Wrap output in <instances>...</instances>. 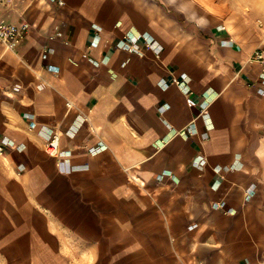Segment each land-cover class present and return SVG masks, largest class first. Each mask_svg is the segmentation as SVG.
I'll return each instance as SVG.
<instances>
[{"label": "crops", "instance_id": "0c3cea01", "mask_svg": "<svg viewBox=\"0 0 264 264\" xmlns=\"http://www.w3.org/2000/svg\"><path fill=\"white\" fill-rule=\"evenodd\" d=\"M0 17L28 25L0 42L5 264H264L255 45L189 0H13Z\"/></svg>", "mask_w": 264, "mask_h": 264}, {"label": "rangeland", "instance_id": "374dc122", "mask_svg": "<svg viewBox=\"0 0 264 264\" xmlns=\"http://www.w3.org/2000/svg\"><path fill=\"white\" fill-rule=\"evenodd\" d=\"M189 1L200 9L209 24L228 31L234 41L255 47L264 42V0ZM0 264H5L1 256Z\"/></svg>", "mask_w": 264, "mask_h": 264}, {"label": "built area", "instance_id": "2783aa9c", "mask_svg": "<svg viewBox=\"0 0 264 264\" xmlns=\"http://www.w3.org/2000/svg\"><path fill=\"white\" fill-rule=\"evenodd\" d=\"M13 0H0L1 3H10ZM50 2H54V0H49ZM58 5L62 3L57 1ZM28 31V25L26 23H20L18 25L6 24L2 18L0 17V42L3 44L6 50L14 49L18 47L23 41L26 32ZM43 58L45 55L42 56ZM249 65H255L258 67V78L264 81V42H262L251 54L249 61ZM187 92L185 91V94ZM260 94H264V91H259ZM186 104L189 107H194V101L187 97ZM204 110V109H202ZM205 114V112H204ZM8 142L5 139H0V155L3 154V146L7 145ZM45 152L49 156L57 155V139L52 138L46 145Z\"/></svg>", "mask_w": 264, "mask_h": 264}]
</instances>
